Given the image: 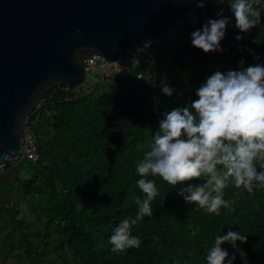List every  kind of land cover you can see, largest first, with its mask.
Returning <instances> with one entry per match:
<instances>
[{"label":"trees","instance_id":"1","mask_svg":"<svg viewBox=\"0 0 264 264\" xmlns=\"http://www.w3.org/2000/svg\"><path fill=\"white\" fill-rule=\"evenodd\" d=\"M225 5L207 0L201 24ZM222 14L235 22L229 8ZM237 32L227 26L222 53H204L190 38L172 43L164 80L176 89L172 97L152 88L144 58L89 91L62 86L46 93L29 118L38 135L39 159L19 156L0 168V264H205L207 246L229 228L247 236L236 248L222 244L229 257L235 256L234 264H264V188L248 193L230 186L224 198L235 204L210 216L177 195L187 183H202L196 178L173 188L157 178L153 215L132 228L142 239L139 248L118 254L108 242L119 221L135 215L134 198L143 195L135 185V164L158 127L160 112L195 99L194 90L217 68L238 69L242 58L243 67L264 63V29L256 26L240 41ZM155 46L149 47L152 53L165 44ZM10 175L17 182L15 193ZM19 191L41 228L31 231L18 218L21 208L11 201Z\"/></svg>","mask_w":264,"mask_h":264},{"label":"clouds","instance_id":"2","mask_svg":"<svg viewBox=\"0 0 264 264\" xmlns=\"http://www.w3.org/2000/svg\"><path fill=\"white\" fill-rule=\"evenodd\" d=\"M215 2L227 4L235 22L224 16L221 8L217 18H208L201 28L192 31L191 45L204 53L225 51L221 41L227 26L238 30L237 41L256 26L264 29V0ZM196 6L203 7L204 0H197ZM148 47L150 44L138 47L136 53H143ZM245 50L253 52L250 48ZM239 64L242 67L235 70L217 68L194 90L195 99L160 112L158 127L135 164V185L143 195L134 198L135 215L120 220L108 237L112 252L124 254L141 246L142 239L132 234V228L153 215L152 202L159 194L157 178L168 188L194 178L201 180L202 183H187L177 195L210 216H218L222 208L231 209L235 204L224 198L230 186L248 193L264 188V63L243 67L242 58ZM159 87L168 97L176 92L164 81ZM246 239L245 233L231 228L216 235L207 246L205 264H234L235 256L229 257L222 244L227 242L236 248L237 241ZM152 240L158 241L159 237L153 235Z\"/></svg>","mask_w":264,"mask_h":264},{"label":"water","instance_id":"3","mask_svg":"<svg viewBox=\"0 0 264 264\" xmlns=\"http://www.w3.org/2000/svg\"><path fill=\"white\" fill-rule=\"evenodd\" d=\"M196 5L197 0H0V168L20 156L27 119L45 94L83 84L89 56L116 62L162 39L194 12L201 28L204 8Z\"/></svg>","mask_w":264,"mask_h":264},{"label":"rangeland","instance_id":"4","mask_svg":"<svg viewBox=\"0 0 264 264\" xmlns=\"http://www.w3.org/2000/svg\"><path fill=\"white\" fill-rule=\"evenodd\" d=\"M195 17L196 14L193 13L191 16L187 18V20L184 23L180 24L179 27H177L176 29L172 30L167 35H165L161 41L162 43L165 44V46L156 49L154 53H150L148 51L149 49L145 51V53L146 52L147 53L144 59H146V61L150 63L149 68L151 69V77L153 80L152 88L155 91L160 90L159 85L162 81L165 80V76L171 67V55L174 46L172 43L176 44L177 42V45H180L181 43L188 42L190 38V33L197 28V24H196L197 21ZM98 83H99V78L96 75L88 74L83 87H81L80 89L82 91H89L92 88H94ZM24 173L27 174L28 171L25 169ZM10 176H12V178L9 179V182H11L13 186V192L15 193L17 189L15 184H17V182L13 181L14 179L13 175ZM24 196H25L24 192L19 191L16 194H14L11 201V204H17L14 205L15 206L14 208L16 210L21 208V211L17 213L18 218H22V220H24L25 225H27L28 228L31 229V231H33L36 228H41L43 224L39 221V218H37L33 212L28 210L30 205L24 199Z\"/></svg>","mask_w":264,"mask_h":264},{"label":"built area","instance_id":"5","mask_svg":"<svg viewBox=\"0 0 264 264\" xmlns=\"http://www.w3.org/2000/svg\"><path fill=\"white\" fill-rule=\"evenodd\" d=\"M222 8L224 12L229 6L226 4ZM214 18H217L216 15ZM161 41V39L157 40L155 42V47L163 45ZM148 51L152 53L153 49ZM146 53L143 52L138 54L136 51H130L124 58L112 63L106 62L100 55H91L85 61L86 75H96L101 81L112 79L115 76L128 73L131 69L135 68L142 58L145 57ZM134 57L135 59H133ZM137 78H139V76H137ZM20 156L22 159L30 162H36L39 159L38 135L35 130L34 122L29 121V119H27L23 130Z\"/></svg>","mask_w":264,"mask_h":264}]
</instances>
